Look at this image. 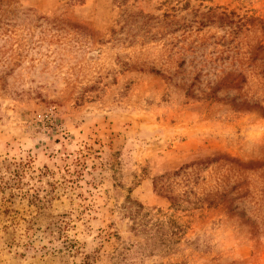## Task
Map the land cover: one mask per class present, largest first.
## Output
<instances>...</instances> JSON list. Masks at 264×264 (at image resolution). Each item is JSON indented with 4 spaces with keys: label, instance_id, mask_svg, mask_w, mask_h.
I'll return each mask as SVG.
<instances>
[{
    "label": "rangeland",
    "instance_id": "obj_1",
    "mask_svg": "<svg viewBox=\"0 0 264 264\" xmlns=\"http://www.w3.org/2000/svg\"><path fill=\"white\" fill-rule=\"evenodd\" d=\"M0 264H264V0H0Z\"/></svg>",
    "mask_w": 264,
    "mask_h": 264
}]
</instances>
